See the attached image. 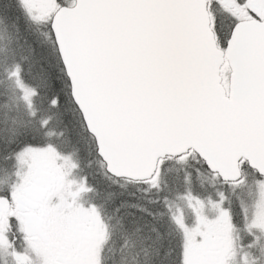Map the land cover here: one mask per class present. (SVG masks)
Returning a JSON list of instances; mask_svg holds the SVG:
<instances>
[{"label": "snow or ice", "instance_id": "6c2138e0", "mask_svg": "<svg viewBox=\"0 0 264 264\" xmlns=\"http://www.w3.org/2000/svg\"><path fill=\"white\" fill-rule=\"evenodd\" d=\"M0 264H264V0H0Z\"/></svg>", "mask_w": 264, "mask_h": 264}]
</instances>
